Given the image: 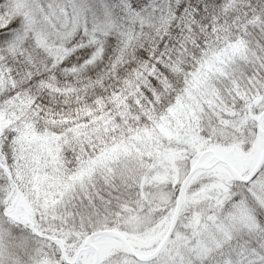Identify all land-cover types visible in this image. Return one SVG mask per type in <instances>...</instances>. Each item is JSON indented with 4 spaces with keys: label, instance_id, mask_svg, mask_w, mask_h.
<instances>
[{
    "label": "snow or ice",
    "instance_id": "snow-or-ice-1",
    "mask_svg": "<svg viewBox=\"0 0 264 264\" xmlns=\"http://www.w3.org/2000/svg\"><path fill=\"white\" fill-rule=\"evenodd\" d=\"M0 264H264V0H0Z\"/></svg>",
    "mask_w": 264,
    "mask_h": 264
}]
</instances>
